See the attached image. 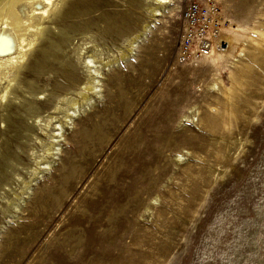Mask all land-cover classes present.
Here are the masks:
<instances>
[{
    "label": "rangeland",
    "instance_id": "obj_1",
    "mask_svg": "<svg viewBox=\"0 0 264 264\" xmlns=\"http://www.w3.org/2000/svg\"><path fill=\"white\" fill-rule=\"evenodd\" d=\"M81 1L36 47L30 62L43 65L20 74L41 108L21 98L0 130V264H264V0H214L219 28L202 54L180 48L190 0H173L125 60L146 0ZM89 56L119 63L84 103Z\"/></svg>",
    "mask_w": 264,
    "mask_h": 264
},
{
    "label": "bare ground",
    "instance_id": "obj_2",
    "mask_svg": "<svg viewBox=\"0 0 264 264\" xmlns=\"http://www.w3.org/2000/svg\"><path fill=\"white\" fill-rule=\"evenodd\" d=\"M80 1L81 0H0V130H5L7 127V122L11 121V118H12L11 113L7 110V108H9L13 103H15V102L17 103L18 101L20 104L21 98L25 102H27L25 105H22V106H25L28 109L27 111L31 112V114H33L36 111H39V109L41 108V107L38 108V104H37V102H38L37 100H39V99L36 100L37 102L35 100H33L35 97L38 98V96H39L38 95L39 93L37 94L38 89L35 90L36 89L35 87H37V86L34 84L35 89H33L31 82L29 83V86H26L24 84L23 80L20 79V74L22 73V69L25 68V66L28 62L30 64H36V66L39 68L43 65V61L41 59L42 57L40 55L39 56L41 58L39 56H37L40 59L36 58L37 60L30 62V58L32 56H34L33 54L36 55V53H35L36 47H38L41 44L43 37L47 35V33L51 30L52 27L56 28L54 23L57 19H60V20L65 19V18L68 19V17L71 18V16H73L74 14L76 15L77 4H79ZM133 1H136V0H133ZM83 2H85V1H83ZM130 2L131 1H129V3ZM82 3H80V4L82 5ZM137 3H138V1H137ZM132 4H130V5H132ZM172 5H173V0H148V1L146 0L144 5H142V6L146 7V10H147V13L149 14L150 19H149V21H144V23H143V25H141L140 29L132 37L127 39L126 49L125 48H124L125 50L121 49V52H120L121 58L123 60L129 58V55L131 53H133L135 51V49L139 46V42L143 41L144 38H146L148 36V33L154 30L153 28L155 25H157V22L161 19V16H163L166 11H169L171 9L170 7ZM83 6H85L84 3H83ZM132 6H134V5H132ZM128 10H130V8H128ZM80 11H81V9H80ZM75 18H77V17H75ZM101 19H102V17H101ZM73 21H74V19H73ZM75 21H76V19H75ZM78 21H79V19H78ZM105 21H106V18H105ZM107 21H108V19H107ZM111 21H112V19H111ZM111 21H110V23H111ZM114 21H115V17H114ZM75 23H77V21ZM81 23H83V22H81ZM106 25H108V24H106ZM90 27H92V26H90ZM111 27H109V28L111 29ZM77 28H78V26H77ZM79 28H81V27H79ZM84 29H86V28H84ZM61 31H64V30L60 29V32ZM68 32H70V30ZM66 33H67V31H66ZM63 38H66V37H63ZM67 38H69V37H67ZM57 40H59V39H57ZM50 41L51 42L48 46L42 47V52H43L44 58L48 53L52 52V50L55 48V46H57L56 43L54 41H52V39ZM221 41L224 43V45L227 44L226 49L232 48L234 43H235L233 36L230 35L229 33L227 35H224V34L221 35ZM47 42H49V41H47ZM63 51H64V49L62 50V53H63ZM230 51H231V49H230ZM100 52L101 51H99V53ZM50 57H52V56H50ZM65 57H66V55H65ZM98 57H100V55ZM56 58H59V57H56ZM61 58H60V60H61ZM53 59H55V58H53ZM56 60H58V59H56ZM56 60L54 62H56ZM62 60H63V58H62ZM100 60H101V58H100ZM68 61H69V59H67V60L64 59L63 63L69 64ZM98 61H96L92 56L88 57V63H86V67H87V70L89 73V78L87 79V81L85 83H83V86H82L83 89H82V91L80 90V92H79L83 98L82 102H84V103H86L87 101H89L91 99L89 92H98V88L101 85L99 78L102 75V68L103 67L108 68L110 66H114L115 64H118L119 58L117 57L115 59L108 60L107 62L105 61L104 64L102 63L103 66H97ZM61 63L62 62H60L59 64L62 66L63 64H61ZM56 68L58 70L57 65H56ZM60 69H61V67H60ZM68 69H70V68H66L65 70H68ZM63 74L69 78L74 77V76H72L73 74H71L70 72L65 71V73H63ZM76 78H77V76H76ZM72 79L74 80V78H72ZM70 81H72V80H70ZM55 84H57V83H55ZM55 84H53V85H55ZM65 85H66V83H65ZM56 86H58V85H56ZM60 86H61V84H60ZM62 86H64V85H62ZM23 87L25 88L26 94L31 96L32 98L29 99V97H27V96L25 97V95L20 96V94L18 93V89L23 88ZM52 87L54 88V86H52ZM69 87H71V86L69 85ZM78 87H80V86H78ZM39 89L41 90L42 88L40 87ZM78 89H80V88H78ZM45 90H47V89H45ZM53 90H55V89H53ZM49 91H51V90H49ZM52 94H55V93H52ZM67 94H69V92ZM21 95H23V94H21ZM63 99L64 98H62V101H63ZM75 100H76V102L74 104L72 103L74 105L73 108L70 109L71 111L67 115L66 124H71L73 121V117H75L76 112L80 111V108H81V104H79L80 101L77 99H75ZM72 101H74V99H72ZM56 102H55V104L58 105L57 104L58 102L57 103ZM69 104H71V103H69ZM82 106H83V103H82ZM48 107H50V106H48ZM22 108H24V107H22ZM39 113H41V112H39ZM37 115H39V114H37ZM65 116L66 115H64V117ZM2 123H4L5 125L2 126ZM51 125H53V124H51ZM27 127H28V125H27ZM62 127H63V123L59 121L55 125L54 128L52 127L53 128L52 130L49 129L50 130L49 137H50L51 141L48 140L49 144L46 147H47V152H48L49 156L52 158V160H49L48 162L47 161L44 162V164H46V165H50L53 162V159H55L54 157L58 154L57 150L60 147L58 142H59V138L62 136L60 134V131H62L61 130ZM37 138L39 139V137H37ZM41 163L42 162H39V164H41ZM41 174H42L41 169L35 168L34 174L31 178V181L32 182L35 181ZM31 183L27 184V186H26L27 189L30 188ZM25 193H26V191H25ZM23 197H24L23 195H18L19 200H22ZM16 207H18V205Z\"/></svg>",
    "mask_w": 264,
    "mask_h": 264
},
{
    "label": "built area",
    "instance_id": "obj_3",
    "mask_svg": "<svg viewBox=\"0 0 264 264\" xmlns=\"http://www.w3.org/2000/svg\"><path fill=\"white\" fill-rule=\"evenodd\" d=\"M214 0H190L184 9L185 26L180 48L183 52L202 54L210 48L214 39V28H219ZM215 24V25H214Z\"/></svg>",
    "mask_w": 264,
    "mask_h": 264
}]
</instances>
